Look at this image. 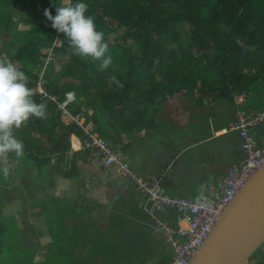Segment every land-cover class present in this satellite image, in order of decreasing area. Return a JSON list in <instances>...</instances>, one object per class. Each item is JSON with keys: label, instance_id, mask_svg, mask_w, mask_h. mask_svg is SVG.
I'll use <instances>...</instances> for the list:
<instances>
[{"label": "trees", "instance_id": "obj_1", "mask_svg": "<svg viewBox=\"0 0 264 264\" xmlns=\"http://www.w3.org/2000/svg\"><path fill=\"white\" fill-rule=\"evenodd\" d=\"M57 2L73 0H0V26L7 25L15 46L8 53L10 61L29 77L34 101L46 105L44 117L32 116L13 130L23 142V152L0 154V184L7 174L3 159L26 163L29 157L28 164L41 169L50 162L49 155L63 158L71 134L85 140L81 125L62 120L58 103L66 92L74 95L65 106L69 114L82 115L84 124L91 123L122 153L123 138L153 123L161 104L180 91L198 92L200 100L209 95L225 102L242 92L249 100L251 93L256 107L264 106V0H85L87 14L103 32L112 57L104 70L99 61L76 55L64 34L51 27L44 10L55 15ZM16 9L20 21L11 18ZM18 21L27 26L17 28ZM38 83L42 92L36 88ZM36 133L45 135L50 146H43ZM92 150H82L84 157ZM4 216L0 210V264H71L73 259L47 261L48 254L43 261L36 260L29 248L18 244L20 254L5 253L9 229ZM137 246L122 250L137 255ZM107 252L104 258L89 255L81 262L130 264L129 254L112 257ZM170 258L160 259L159 264ZM251 259L264 264V242Z\"/></svg>", "mask_w": 264, "mask_h": 264}, {"label": "crops", "instance_id": "obj_2", "mask_svg": "<svg viewBox=\"0 0 264 264\" xmlns=\"http://www.w3.org/2000/svg\"><path fill=\"white\" fill-rule=\"evenodd\" d=\"M3 34L8 39L4 40ZM13 43L7 25L0 26V62L10 61L8 53L15 48ZM189 94L180 91L169 96L154 115L153 123L123 138L122 150L131 167L142 176L162 177L163 188L171 196L185 197L182 194L193 188L188 183L194 180L188 168L192 164L198 165L202 173L195 177L198 186L206 187L201 194L208 198L209 185L225 174L207 184L204 171L208 166L212 165L216 170L217 162H220L218 170L225 172L243 156L239 138L234 132L225 131L234 119L236 109H261L264 106H247L250 104L247 96L242 102L217 100L213 105V102L206 104L209 95L198 100L197 94ZM205 111L209 115L222 112L220 124L209 119L199 122V112L205 114ZM78 118L85 120L82 115ZM262 131V127L257 130L258 133ZM70 136L69 151L63 158L60 159L58 154L49 155L50 162L41 169L12 157L2 160L7 174L0 184V210L17 220V226L22 230L18 242L23 243V239L24 245L30 241L43 243V246H37L40 249L36 256H40L38 260L41 261L49 254L48 248L56 244L64 245L55 248L59 253L51 254L50 259H73L71 264H85L81 259L89 255L104 258L106 249L112 257L129 254V263L136 260L135 264H159L160 259L170 258L171 246L163 233L154 229L142 196L130 180L114 167L99 166L95 150L84 157L83 140L75 134ZM214 140L218 142H212ZM46 143L43 146L47 147ZM72 158H76L74 163H71ZM224 166L227 167L224 169ZM187 177L188 184L184 187ZM47 209L53 213L51 219H48ZM158 217L174 224L172 210L158 212ZM86 237L106 244L98 247L97 243L93 250L85 252L79 246ZM133 245L140 248L137 255L122 250L124 246L132 248ZM26 247L34 256L33 250Z\"/></svg>", "mask_w": 264, "mask_h": 264}, {"label": "built area", "instance_id": "obj_3", "mask_svg": "<svg viewBox=\"0 0 264 264\" xmlns=\"http://www.w3.org/2000/svg\"><path fill=\"white\" fill-rule=\"evenodd\" d=\"M36 88L42 92L39 83ZM72 100L73 93L66 92L65 99L58 103L61 115L81 125L86 136L82 147L96 151L99 166L114 167L121 176L127 177L140 193L144 209L150 216L154 229L162 232L166 242L172 247V257L165 264H190L195 252L204 243L226 206L247 179L264 163V108H238L225 131L234 132L239 138L242 158L229 165L225 174L209 185L207 202L171 196L164 191L162 177L142 176L131 167L123 153L100 137L91 125H83L80 120L71 116L65 106ZM234 100L236 103L242 102L244 97L242 94L235 95ZM261 127L263 131L258 133L257 130H261ZM168 210L173 212L174 224L158 217V212ZM242 264L251 263L246 260Z\"/></svg>", "mask_w": 264, "mask_h": 264}, {"label": "clouds", "instance_id": "obj_4", "mask_svg": "<svg viewBox=\"0 0 264 264\" xmlns=\"http://www.w3.org/2000/svg\"><path fill=\"white\" fill-rule=\"evenodd\" d=\"M87 10L85 0H73L67 4L57 2L55 15L46 8L44 16L51 21L53 29L64 34L76 55L99 61L101 70H104L112 60L108 55L109 46ZM28 79L25 72L12 62H0V154L14 152L17 156L21 155L23 142L14 135L13 130L19 129L32 116H45L46 105L34 101ZM241 94L245 99L244 92L235 93L233 101L235 95ZM82 121L83 125H87Z\"/></svg>", "mask_w": 264, "mask_h": 264}, {"label": "water", "instance_id": "obj_5", "mask_svg": "<svg viewBox=\"0 0 264 264\" xmlns=\"http://www.w3.org/2000/svg\"><path fill=\"white\" fill-rule=\"evenodd\" d=\"M264 242V163L217 219L190 264H242Z\"/></svg>", "mask_w": 264, "mask_h": 264}, {"label": "rangeland", "instance_id": "obj_6", "mask_svg": "<svg viewBox=\"0 0 264 264\" xmlns=\"http://www.w3.org/2000/svg\"><path fill=\"white\" fill-rule=\"evenodd\" d=\"M64 1H66L67 2V0H64ZM20 11L18 10V9H16V10H13V13H11V18H12V20H19L18 19V13H19ZM20 21V20H19ZM18 21V23H17V28H21V27H25V26H27L26 24H25V22H19ZM4 36H5V34H3ZM111 37V39H112V36H110ZM6 39H8V37L7 36H5V38H4V40H6ZM57 45L59 44L58 42L56 43ZM45 49L46 48H44V49H42V51H45ZM6 61V60H5ZM58 68H59V64H56L55 65V70H58ZM196 94H198V92H196ZM199 95V94H198ZM197 95V96H198ZM203 98H205V97H203ZM248 99H249V103H250V105L251 106H253V107H256L257 105H258V102H256L255 101V99L256 98H254V95L253 94H251V93H249L248 94ZM199 100V99H198ZM264 99H262L261 98V101H263ZM223 101V100H222ZM210 102H213V105L215 104V103H217V99H209L208 101H207V103L206 104H208V103H210ZM225 101H223V103H224ZM232 102H234V101H232ZM227 103H229V102H227ZM207 106V105H206ZM88 111H90V110H88ZM198 111H197V109H196V113H197ZM206 113L204 114V112L203 113H201V112H199L201 115L200 116H198V121L199 122H202V120H204V121H208V119H209V121H211V122H213V123H217L218 125L220 124V122L222 121V117H221V115H222V112H216V113H214V114H212V115H209V112L208 111H205ZM61 117H62V119H64L65 121H69L68 120V118L65 116V115H61ZM80 122H83L82 121V119L80 120ZM37 134V133H36ZM231 135V134H230ZM37 136L39 137V138H41V141L45 144L46 143V136L45 135H38L37 134ZM226 137H231V136H229V135H226ZM71 138V136L69 137V139ZM212 142H218V140H214V141H212ZM46 145L47 146H50V144L49 143H46ZM208 146V145H207ZM195 155V154H194ZM226 155H224V157H225ZM229 156V153L227 154V157ZM222 158H224L223 156H221ZM182 158H185V156L183 155L182 156ZM25 161L27 162V161H31V158H29V157H25ZM192 161L193 162H195V159L194 158H192ZM191 161V162H192ZM192 162V163H193ZM218 163V165H216V167H217V169L216 170H213V168H212V165H209L208 166V168H207V170L206 171H204V181L207 183V184H209L210 182H214V180H215V178H216V176H218V175H223L225 172L222 170V171H219L218 170V167H219V164H220V162H217ZM186 165H187V163H186ZM204 167V166H203ZM227 166H224V169L226 168ZM102 168H104V167H102ZM199 168V166L198 165H194V164H192V167H190V168H188L189 169V171H190V175L192 174L193 175V178H194V180H191L190 182H188L189 184H191V185H193V188L192 189H190L189 190V192L187 193V192H184V194H182V196H185V197H189V198H192V199H198V200H203V201H205V202H207L208 201V198H206V196L204 197V196H202V191H204V190H206V187H203V186H198V178H196L195 176L196 175H198V174H200V173H202V171L201 170H199L198 169ZM200 180V179H199ZM187 181H188V177L187 178H185V180H184V187H186L187 186ZM186 191H188V188H186ZM169 192V191H168ZM140 194V193H139ZM18 208V207H17ZM47 212L50 214V216H49V218L48 219H51V217L53 216V213L50 211V210H48L47 209ZM4 215V214H3ZM3 220L8 224V229H9V233L7 234V236H6V238H7V241L4 243V245H5V253L6 252H8V253H10V254H15V253H21L22 252V250L19 248L20 246L21 247H23V248H25V249H28L26 246H29L32 250H33V253H34V256L36 257L35 259L37 260V259H41V257L40 256H36L37 254H38V251H39V249L40 248H38L37 246L38 245H40V246H43L44 244L43 243H38V244H33V242L32 241H30V242H28L27 243V245H24L23 243H25L24 242V240L23 239H21V241L23 242V243H19L18 242V237L21 235V233H22V230L17 226V220L16 219H12V217L11 216H8L7 215V217L6 216H4V218H3ZM89 238H91V237H86L85 238V241H84V243H83V245H80L79 247H82L83 249H84V251L85 252H90L91 250H93V248L95 247V245L97 246V243H98V241L95 239L94 240V238H92V240H89ZM17 244L18 245H20V246H17ZM106 244V242H102V241H100L99 243H98V247H102V246H104ZM64 244H62L61 246H58L57 244H56V246H54V247H49L48 249H49V256H51V254H56V253H59V250H57V249H55V248H61L62 246H63ZM256 251V250H255ZM254 251V252H255ZM29 252V251H28ZM28 252H25V254L26 255H28L29 256V253ZM49 256H48V259H47V261H50V258H49ZM31 257V256H30ZM125 258V257H124ZM81 260H83V259H81ZM248 260H250V258L248 259ZM126 261H128L127 259H126ZM125 261V262H126ZM130 261V260H129ZM137 261H138V259H137ZM52 262H53V260H52ZM135 262H136V260L132 263H130V264H135ZM139 262H142V260H140ZM250 263L252 264H255L256 263V261L255 260H253V259H251L250 260ZM138 264V263H137ZM139 264H141V263H139Z\"/></svg>", "mask_w": 264, "mask_h": 264}]
</instances>
